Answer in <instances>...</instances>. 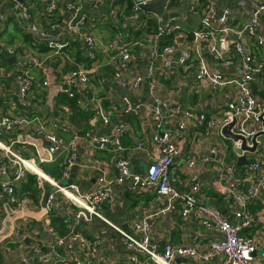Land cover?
Wrapping results in <instances>:
<instances>
[{"label": "built area", "instance_id": "1", "mask_svg": "<svg viewBox=\"0 0 264 264\" xmlns=\"http://www.w3.org/2000/svg\"><path fill=\"white\" fill-rule=\"evenodd\" d=\"M0 1L19 4L24 22L28 23L33 18L35 11L32 1L24 0L22 3H19V0ZM129 1L131 2L130 14L125 11L127 2L117 4V7L111 9L110 16L115 25L117 26L121 20L124 28L116 32L113 47L106 62L100 61L97 57L98 41L92 26L95 17L85 10L81 2L75 0H50L46 5L45 14L50 19L41 29L42 35L46 37L45 44L48 48L46 55H42L39 50L27 43L16 45L17 57L14 55L16 47L10 48V55L15 58L14 62H17V69L13 71V76L18 84V94L14 102L19 108L29 113L30 108L37 107L43 102L44 89L47 91L50 89L55 96H66L70 103L75 101L81 106L85 101L92 105L96 120L87 136L83 135L80 128L73 123L67 125L63 133H69L70 136L66 138L48 130L43 124L37 130L34 129L33 120L25 114L1 112L0 190L6 195L8 204L20 208L27 202L29 193L20 191L19 187L26 183L30 176H34L36 185L41 191V203L45 215L48 217L54 215L60 207L67 209L70 217L65 221L70 226V232L67 235H61L49 225L46 229L47 236L55 239L56 245L64 248H72L76 242L83 241L89 257L84 262L78 258L64 256L59 260L62 264H96L99 239L86 240L76 231V228L82 224H90L96 220L107 223L121 235L124 251L127 254V264H180L176 263L178 258H193L197 263H208L218 259L221 264H256L260 246L251 236L245 234V230L251 226V218L245 212V208L264 191V141L254 153L258 152L259 160L255 158L250 165L251 171L258 173V176L251 179L246 191L236 196L238 207L234 210L235 220L225 217L217 207L197 202L194 193L200 191L201 184L196 176L193 178L191 193H182L171 178V170L179 154V148L174 141V128L171 125H165L163 106L160 105L163 103L156 94L158 88L156 70L160 65L166 72L172 68L174 62L169 55L175 49L174 41L184 36L187 41L176 61L177 65L185 66L189 60H192L193 46L198 55L195 86H200L202 80L207 81L215 89L224 88L233 83L237 85L241 95L235 107L226 113L224 124L235 117L237 120L235 131L250 140L263 125L261 115L264 104L261 96L254 91L252 83L256 76L264 73V62L257 58L250 43L255 42L258 46H264V36L258 32L261 16L264 14V0H252L253 9L251 10L236 9L232 6L235 0ZM156 2H160L157 9H144V6ZM180 12H186L188 15L200 13V26L193 32L191 39L180 32L181 26L177 17ZM239 18L243 20L240 23L237 22ZM75 41L76 45L79 43L82 47L86 61L75 62V68L66 70L69 64L66 61L73 60L69 52ZM202 41L209 42L210 56L221 66L231 67L235 58L239 57L243 68L249 74L230 78L221 69L211 70L198 49ZM144 43L151 45V55L146 65L145 75L138 72L132 75L133 61ZM7 53L9 51L6 45L0 42V56ZM56 60L63 65V73L58 78L53 77L52 71L55 68L52 63ZM105 68L111 69V79L125 91L141 89L144 86L143 82L145 80L147 82V93L154 101L150 107L154 124L153 140L157 148H155L156 151L153 149L150 151L151 160L145 173H137L132 169L133 160L121 143V136L127 129L125 123L120 120L113 134L104 132L105 126L112 123L113 118L108 115V111L103 106L102 97L95 90L94 76ZM32 70H38L41 74L39 90L36 89ZM122 103V108L116 104L112 105L117 113L120 112V119L135 111V106L128 95L122 98ZM71 107L74 110L72 105ZM164 108H167L173 118L179 121L177 116L182 111L179 107ZM182 112L193 118L199 125H204L207 120L205 112H195L192 108H186ZM37 118L39 117L36 116ZM216 125L215 121L210 120L207 126L212 129ZM27 126L32 127V133L29 134L28 139L24 141L16 138L15 140L5 139L6 136L24 130ZM178 128L185 129V124L179 121ZM218 132L214 131L216 134H219ZM32 134L49 143L46 153L41 151L39 144L30 140ZM83 139L88 140L97 157L94 162L97 169L95 184L89 190H83L78 183L72 181L78 143L83 142ZM17 142L32 145L35 148V155L32 158L26 157L16 146ZM220 142L221 140L217 141L207 154L202 155L200 162L206 163L215 158L220 160L222 165L220 177L225 180V189L232 190L235 178L234 163L224 162V149L227 150L229 146L225 142L221 144ZM100 151H106L115 156V175H108L105 163L97 155ZM61 155H64L62 172L60 177L55 179L45 172L43 165L58 160ZM196 164L197 161L194 159L189 161V166ZM114 185H120L129 191L155 187L156 200H162L164 204L143 213L138 221L131 224L130 230H126L100 211L103 203H109L113 208L118 207L119 202L113 192ZM178 204L183 205L179 211V220L182 224H186L192 215L199 224L209 231L218 233L219 237L210 239L205 248L187 243H166L161 246L160 243L153 241L156 221L167 213L175 211ZM2 217L3 211L0 207V224ZM27 235L29 236L28 232ZM13 239L16 242H25L20 226L14 231ZM26 245L32 252V261L37 259L39 264L50 261L51 254L45 253L41 245L37 243ZM53 256L57 258L60 254L55 251ZM30 263L27 258L23 259V264Z\"/></svg>", "mask_w": 264, "mask_h": 264}, {"label": "crops", "instance_id": "2", "mask_svg": "<svg viewBox=\"0 0 264 264\" xmlns=\"http://www.w3.org/2000/svg\"><path fill=\"white\" fill-rule=\"evenodd\" d=\"M29 1H32L35 12L28 23L22 19L19 4L10 1H0V42H3L9 51V53L0 56V113L6 111L19 115L25 114L29 119L33 120L32 126L34 129L37 130L43 124L45 127L47 126L48 130L69 138V133H63L65 127L72 123L77 128L79 126L74 120V110L66 96H55L52 90L49 89L47 91L44 89L43 102L37 107L30 108L29 113L19 108L14 102L18 94V84L13 76V71L17 69V62H14L15 64L9 62L13 58L10 55V48L16 47L14 55L17 57L16 45L31 44L24 39L25 35L31 36L39 45L46 46L45 40L40 38V35L34 29L38 28L41 31L49 21L50 18L45 14V8L50 0ZM75 1L81 2L85 10H88L95 17L92 26L93 33L98 41L97 57L100 61L106 62L107 56L110 55L109 53L112 50L116 32L120 28H124L121 20L116 26L110 16L111 9L117 7L116 5L120 3L115 2V0ZM244 1L251 7L253 6L252 0H235L232 6L238 10H251L243 4ZM61 10L62 7L60 12ZM177 17L181 26L180 32L191 39L193 32L200 26V13L188 15L186 12H180ZM242 21L240 18L237 20L238 23ZM258 32L264 36V14L261 16V25ZM170 41L173 40L170 39ZM186 41L184 36L178 37L174 41L175 49L169 55L174 64L170 70L164 71L162 65L158 66L156 70L158 80L156 94L163 103V105H160L161 107L163 106L162 113L165 116V125H171L174 128V141L179 148V154L171 170V178L179 191L191 193L193 178L196 176L201 184L200 191L194 193L197 202L217 207L225 217L235 220L234 210L238 207L236 196L246 191L251 179L258 176V173L251 171L250 165L255 158L259 160L260 155L258 152L256 154L248 153L249 163L243 166L238 164V157L232 150V144L221 134V129L225 122L226 113L235 107L241 91L235 83L224 88L215 89L207 81L202 80L200 86H195V76L198 70L196 48L192 46V60H189L185 66H180L176 63ZM250 46L257 58L264 62V46H258L255 42L250 43ZM71 48L69 55L73 60H68L66 63H82L86 61L79 43L76 45L75 41ZM198 49L211 70L221 69L230 78H239L244 75V68L239 57L235 58V62L231 67H223L210 56L209 42L202 41ZM39 52L42 55L48 53V51ZM137 53L138 56L133 61L134 70L131 74L138 72L141 75H145L146 65L150 60L151 45L144 43L142 49L137 51ZM52 65L55 66L54 70H52L53 77L58 78L63 73V65L59 64V60H56ZM110 71V68H105L98 71L94 76L95 90L102 97V103L108 111V115L113 118L112 123L105 126L104 132L113 134L120 120L125 123L127 129L121 136V143L133 160L132 169L142 174L146 172L150 163V151L152 149L156 151L155 148H157V144L153 140L154 124L151 119L152 109L150 107V104H154V101L151 100L147 93L146 80L143 82L144 86L141 89L125 91L117 83H114L110 77ZM32 73L36 80V89L39 90L41 74L38 70H32ZM252 86L259 95V92L264 88V73L255 77ZM40 95L43 97L41 93ZM126 95L130 97L131 102L135 106V111L126 114L120 119V112L117 113L112 105L116 104L119 108H122V98ZM262 102L264 104L263 99ZM167 106L172 108L179 107L182 111L186 108H192L195 112H205L207 120L204 125H199L193 118L181 111L177 119L185 124V129H179V121L173 118L167 108H164ZM76 111L83 114L84 118L93 115L96 120L92 105L87 104L85 101L81 106H76ZM36 116L39 118L36 119ZM210 120L215 121L217 124L212 129L207 126ZM90 130L88 134L83 135H89ZM214 131L219 134L214 133ZM30 133H32V127L27 126L24 130L6 136L5 139L15 140L16 138L24 141L30 137ZM30 140L39 144L43 153L47 152L48 142L36 138L33 134ZM220 140V144L225 142L229 146L227 150L224 149V162L227 164L234 163L235 178L232 190H227L224 187L226 183L220 177L222 168L220 160L215 158L206 163L200 162L202 155L207 154L209 149ZM259 140L261 142L264 141V136L260 137ZM16 146L20 148L26 157L32 158L35 155V148L32 145L17 142ZM102 153L100 155L98 152L97 155L105 163L108 175H115V156L106 151H102ZM95 159H97L96 154L88 140L83 139V142L80 141L77 147V160L72 173V181L78 183L83 190H89L95 184L93 181L97 174V169L94 165ZM193 159L197 161V164L189 166V161ZM63 160L64 155H61L58 160L43 165V169L50 177L57 179L62 172ZM19 190L29 193L27 202L20 208H15L8 204L6 195L0 190V207L3 211L0 224V264H23L24 258H27L31 262L30 264H39L37 259L32 261V252L26 245L30 243L41 245L45 253L51 254V259L46 264H62L59 260L64 256L78 258L82 261L84 260V262L87 261L89 256L83 246V241L76 242L72 248H64L56 245L55 239L47 236L46 229L49 225L53 226L61 235H67L70 232V226L65 221L66 218L70 217L67 209L60 207L54 215L49 217L45 215L41 203V191L36 185V178L35 183H30L28 179L26 183L19 187ZM113 192L119 202L118 207L113 208L109 203H103L100 206V211L108 219L126 230H130L131 224L138 221L143 213L164 204L162 200H156L155 187L129 191L120 185H114ZM209 201L216 203V205ZM182 206V204H178L175 211L167 213L156 221L153 241L160 243L161 246L166 243H187L188 245L203 246L205 248L210 239L219 237L218 233L209 231L199 224L192 215L186 224H182L179 220V211ZM245 212L251 218V226L245 230V234L251 236L260 246L255 263L264 264V191L246 206ZM59 216H61L60 219L57 218ZM18 226L22 228L25 242H16L13 239L14 231L17 230ZM76 231L86 240L99 239L100 246L96 264L128 263L121 235L107 223L96 220L90 224H82L76 228ZM55 251L60 254L57 258L53 256ZM176 263L221 264L218 259L208 263H197L193 258H178Z\"/></svg>", "mask_w": 264, "mask_h": 264}, {"label": "water", "instance_id": "3", "mask_svg": "<svg viewBox=\"0 0 264 264\" xmlns=\"http://www.w3.org/2000/svg\"><path fill=\"white\" fill-rule=\"evenodd\" d=\"M24 0H19V3H22ZM243 4L247 7H249L250 9H253L251 7V5H249L247 2H243ZM160 2H156L153 4H148L146 6H144L145 10H155L159 7ZM39 35L40 38L42 39H46L45 36L42 35L41 31L38 30V28L34 29ZM50 38H53V36H49ZM15 58H11L9 60L10 63H14ZM243 74H249V72H247L244 69ZM261 119H262V129L254 136L252 137L250 140L247 139L245 136H243L242 134H239L235 131V127H236V118L233 117L231 121L225 123L222 126L221 129V134L224 136V138H226L227 140H229L230 142L233 143V148H234V152L237 155V160H238V164L243 166L249 163V160L247 158V154L248 153H255L258 149V147L261 145V140H259L260 137L264 136V111L261 115ZM95 182V180H93ZM210 202V201H209ZM214 205H216V203L214 202H210Z\"/></svg>", "mask_w": 264, "mask_h": 264}, {"label": "trees", "instance_id": "4", "mask_svg": "<svg viewBox=\"0 0 264 264\" xmlns=\"http://www.w3.org/2000/svg\"><path fill=\"white\" fill-rule=\"evenodd\" d=\"M115 2L118 3H124L127 2V7H126V13L130 14L131 13V2L129 0H115ZM24 39L28 42L31 43L32 47L36 50L39 51H48L47 46L43 47L42 45H39L37 41L33 40V38L29 35H25ZM44 44V43H43ZM76 67L75 63H70L68 64L66 70L73 69ZM259 95L261 98L264 100V88L259 92ZM71 105L74 107V120L76 121L77 125L79 126L81 132L83 134H88L89 129L92 128V126L95 124V119L93 115H89L88 117H83V114H80L76 111V106L77 103L75 101L71 102ZM100 155H102V151L99 152ZM30 183H35V178L33 176H30L29 178ZM58 219L61 218V216L57 217Z\"/></svg>", "mask_w": 264, "mask_h": 264}, {"label": "rangeland", "instance_id": "5", "mask_svg": "<svg viewBox=\"0 0 264 264\" xmlns=\"http://www.w3.org/2000/svg\"><path fill=\"white\" fill-rule=\"evenodd\" d=\"M231 144H232V150H234V148H233V143L231 142Z\"/></svg>", "mask_w": 264, "mask_h": 264}]
</instances>
